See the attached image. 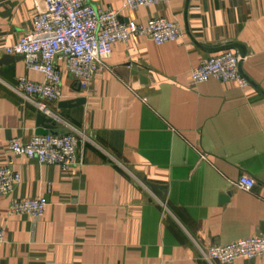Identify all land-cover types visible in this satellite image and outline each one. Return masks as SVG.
Listing matches in <instances>:
<instances>
[{"label": "crops", "instance_id": "obj_1", "mask_svg": "<svg viewBox=\"0 0 264 264\" xmlns=\"http://www.w3.org/2000/svg\"><path fill=\"white\" fill-rule=\"evenodd\" d=\"M88 1L123 21L176 22L182 36L115 44L84 90L63 74V97L44 102V115L58 135L78 133L80 164L68 172L8 151L10 139L36 135L40 112L17 79L44 77L18 55L0 64V166L21 175L12 195L0 196V264H220L202 252L264 230V0H167L132 12L122 0ZM33 15L32 0H0V61ZM225 51L245 55L247 87L191 82L194 67ZM80 97L83 105L58 107ZM242 175L255 180L250 191L237 186ZM15 199L43 200V216L10 213ZM232 264H264V256Z\"/></svg>", "mask_w": 264, "mask_h": 264}, {"label": "built area", "instance_id": "obj_2", "mask_svg": "<svg viewBox=\"0 0 264 264\" xmlns=\"http://www.w3.org/2000/svg\"><path fill=\"white\" fill-rule=\"evenodd\" d=\"M167 0H122L121 10L128 12L164 4ZM34 15L31 29L18 41L3 49L10 56H22L25 67L43 75L42 82H32L19 77L16 89L34 103L42 113H48L44 102L62 99V76L71 77L79 90L87 88L90 81L105 67L115 44L127 45L134 38H145L159 46L178 40L181 26L164 18H154L145 24L123 21L113 9L96 8L88 0H32ZM245 55L225 51L199 63L189 74L193 84L210 79L236 83L240 88L248 82L239 72V63ZM80 139L76 131L62 135H33L29 140L12 138L7 149L17 157L34 160L41 165H55L62 172L80 164L77 149ZM21 181V175L11 165L0 166V196H11ZM256 182L242 175L237 186L250 191ZM41 199L11 200L9 212L25 214L40 219L45 211ZM4 229L0 226V247L4 243ZM212 263L232 264L239 259L248 261L264 256V234L231 242L212 245L202 252Z\"/></svg>", "mask_w": 264, "mask_h": 264}, {"label": "water", "instance_id": "obj_3", "mask_svg": "<svg viewBox=\"0 0 264 264\" xmlns=\"http://www.w3.org/2000/svg\"><path fill=\"white\" fill-rule=\"evenodd\" d=\"M241 55V54H240ZM244 56V55H241ZM22 57V56H21ZM18 56H4L1 61L0 64H7L9 62H12L13 60L17 59ZM239 72H240V63H239ZM241 74V72H240ZM85 103V99L80 97V98H76L73 100H68V101H61L58 104V107L61 109H71V108H75L78 107L80 105H83ZM35 126H36V135H47V134H53V135H58L57 133L53 132L56 124L53 121L52 118L47 117L46 115H44V113L39 112L36 115V121H35ZM154 193L158 196L161 197L162 196V191L161 188L159 186H155V185H149ZM222 200H226V198H222ZM263 225L260 228L259 231V235L263 234Z\"/></svg>", "mask_w": 264, "mask_h": 264}]
</instances>
